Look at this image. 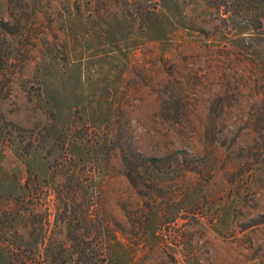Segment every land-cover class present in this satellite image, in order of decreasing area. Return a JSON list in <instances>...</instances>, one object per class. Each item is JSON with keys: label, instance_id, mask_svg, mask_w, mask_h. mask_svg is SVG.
I'll return each instance as SVG.
<instances>
[{"label": "rangeland", "instance_id": "374dc122", "mask_svg": "<svg viewBox=\"0 0 264 264\" xmlns=\"http://www.w3.org/2000/svg\"><path fill=\"white\" fill-rule=\"evenodd\" d=\"M0 264H264V0H0Z\"/></svg>", "mask_w": 264, "mask_h": 264}, {"label": "trees", "instance_id": "16d2710c", "mask_svg": "<svg viewBox=\"0 0 264 264\" xmlns=\"http://www.w3.org/2000/svg\"><path fill=\"white\" fill-rule=\"evenodd\" d=\"M131 176V175H130ZM131 178H132V176H131Z\"/></svg>", "mask_w": 264, "mask_h": 264}]
</instances>
